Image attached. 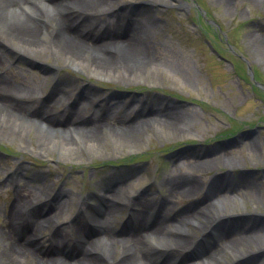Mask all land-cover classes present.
<instances>
[{
    "label": "bare ground",
    "instance_id": "6f19581e",
    "mask_svg": "<svg viewBox=\"0 0 264 264\" xmlns=\"http://www.w3.org/2000/svg\"><path fill=\"white\" fill-rule=\"evenodd\" d=\"M160 3L172 4L153 0V4ZM126 10L120 0H0V46L7 54L21 53L28 65L51 57L52 70H57L62 61L88 79L111 77L154 84L152 76L165 69L179 75L183 66L163 59L157 49L159 44L151 39L153 25L146 22L151 17L145 18L137 11L138 7ZM121 21L126 22L122 27ZM259 58L264 60V49ZM3 59L4 55H0V67ZM18 74L11 77L0 74V127H7V134L0 136L22 144L30 138L38 140L41 148L58 151L62 160L87 161L77 153L80 148L88 152L89 158L94 153L116 156L121 147L134 149L138 141H145L143 136H137L142 128L178 138L187 137L194 128L193 114L175 104L150 109L145 116L143 111L133 113L125 119L111 110L116 100L123 97L120 93L102 100L69 88L60 95V83L54 80L43 98L39 96L38 85L29 82L20 85ZM40 91L45 94L42 87ZM136 98L131 103L148 105ZM120 106L126 108L124 102ZM38 129L44 134L39 135ZM108 142L114 144L110 153L106 151ZM249 146L258 149V141ZM176 162L171 175L162 179L161 187L166 192L158 213L153 217L142 216L156 206L155 196L143 192L129 202L131 213L118 226L117 217L128 206L123 196L132 194L129 189L118 188L121 182H99L94 194L98 202L91 204L89 200L95 199L91 196L85 207L79 206L80 199L62 190L52 196L48 190L42 193L17 186L7 222L0 226V264H228L225 255L232 260L242 256L240 264H250L254 257L245 254L237 257L238 251L259 245V253L264 254V230L256 221L244 229L240 223H233L236 232L219 238L223 250L220 245H203L213 231L203 232L218 218L232 213L229 209L243 205L242 190L248 194L247 198L256 199L261 195L260 184L249 181L232 184L226 173L211 177L208 191L199 196L202 184L195 177L175 174L176 169L186 165L179 159ZM222 163L218 157L196 161L194 166L208 173ZM232 163L233 159L229 161ZM181 200L188 204L193 201L192 206L178 207ZM73 206L80 210L70 213ZM44 208L47 211L43 215ZM67 222L71 231L65 229ZM55 225L59 228L47 237L44 228ZM181 250L186 251L184 255Z\"/></svg>",
    "mask_w": 264,
    "mask_h": 264
},
{
    "label": "rangeland",
    "instance_id": "374dc122",
    "mask_svg": "<svg viewBox=\"0 0 264 264\" xmlns=\"http://www.w3.org/2000/svg\"><path fill=\"white\" fill-rule=\"evenodd\" d=\"M167 1L172 4L156 5L153 0H120V5L126 9L137 5L138 12L141 11L145 18L151 17L146 19L148 25H153L150 26L151 39L159 44L157 49L163 59L176 61L183 66L179 75L165 69L152 76L154 84L111 77L88 79L61 61L58 67L60 76L56 82L60 83V95L69 88L102 100L120 93L124 98L116 100L118 102L112 107V114L122 111L120 103L127 97L145 100L152 109L161 108L164 103L167 106L175 104L183 108L184 112L193 114L194 128L191 134L180 138L164 137L142 128L137 136H143L145 141H138L134 149L119 148L120 154L116 156L94 153L89 158L86 150H77L87 161L75 158L62 160L58 151H47L41 148L38 140L32 138L27 141V146V143L0 136V226L7 222L8 212L16 198L15 190L19 185L42 193L48 190L52 196L62 190L64 194L80 199L79 206L85 207V202L94 196L95 188L103 180L105 183H113L114 180L121 182L117 184L118 188L125 191L129 189L132 193L123 196L128 206L117 217L118 226V222L125 221L131 213L129 202L139 194L145 192L154 195L156 201L163 198L166 190L161 187L162 179L171 175L179 159V162L184 161L186 165L174 173L195 177L202 184L199 196L208 191L211 177L226 173L230 175L232 184L233 181H249L252 184L258 182L261 186V195L256 199L247 198L248 194L242 190L243 205L240 208L233 206L235 209L227 208L232 213L218 218L203 232L213 231L203 242L204 247L220 245L223 250L224 244L220 243L219 238L222 234L236 232L233 223H240L244 229L256 221L262 224L264 230V60L259 58L264 49V0ZM112 27L115 28V25ZM14 53L7 54L5 48L0 46V55H4L0 73L10 77L13 73H19L17 82L20 85L26 82L38 85L39 96L41 87L44 91H50L54 80L50 68L53 67L54 59L40 58L33 65H28L21 53ZM240 55L245 57L248 64ZM38 64L43 66L41 70L36 68ZM251 67L253 69L249 71ZM75 75L81 78L77 83ZM257 75L258 80L255 79ZM249 79L258 82L254 86V81ZM134 103L127 108L123 107L124 115L118 116L129 118L133 113L131 109L136 108ZM0 129L1 135L7 134V127ZM38 134L44 133L39 130ZM253 141H258V149L250 148ZM113 146V143L108 142L106 151L110 153ZM218 157L223 163L208 173L194 166L196 161H210ZM225 159L229 160L226 162ZM231 159L235 165L229 164ZM222 184L225 186L226 182ZM150 186L153 187L150 189ZM27 194L24 192V195ZM260 197L261 200H258ZM94 198L89 200L91 204L98 202ZM192 202L188 204V201L181 200L178 207L192 206ZM74 208L70 213L80 210L79 207ZM136 210L140 208L136 207ZM46 211L47 208L42 210L43 215ZM146 215L147 212L142 213V216ZM64 226L66 231L72 230L69 222ZM58 228L56 225L44 228V234L48 237ZM201 234L197 233L199 239ZM259 250V245L248 246L238 251L237 257L243 254L253 256L255 260L249 263L264 264V254H260ZM185 252L181 250L180 253ZM223 258L228 264H240L243 257L232 260L225 255Z\"/></svg>",
    "mask_w": 264,
    "mask_h": 264
}]
</instances>
